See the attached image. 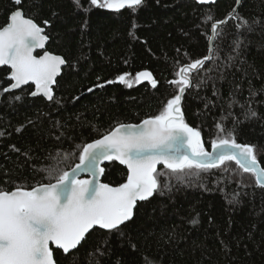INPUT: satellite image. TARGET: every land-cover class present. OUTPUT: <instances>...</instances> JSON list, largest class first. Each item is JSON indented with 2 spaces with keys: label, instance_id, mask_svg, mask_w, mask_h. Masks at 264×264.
<instances>
[{
  "label": "trees",
  "instance_id": "1",
  "mask_svg": "<svg viewBox=\"0 0 264 264\" xmlns=\"http://www.w3.org/2000/svg\"><path fill=\"white\" fill-rule=\"evenodd\" d=\"M80 3L89 9V0ZM17 7L14 0H0V27L9 22ZM234 7L236 0L213 5L145 0L135 12L98 7L85 12L73 0H23L25 15L46 28L48 50L64 56L68 63L50 102L32 97L33 86L2 91L11 81L9 68H0V188L47 183L43 168L60 161V169L70 170L79 162L83 145L120 124L140 123L157 115L177 94L176 86L168 82L176 79L178 66L208 54L204 34L210 24L205 18L211 15L216 21L223 20ZM237 11L250 23L255 19L262 23L251 32L237 28L238 21L223 26L222 37L215 41L219 47L214 60L192 73L193 86L184 93L181 107L185 121L201 131L207 150L218 134L234 130L238 143L258 146V159L264 166V119L245 120L239 105L228 115L230 93L237 84L242 91L235 94L236 99L247 109L251 81L257 92L252 106L264 117V92L260 91L264 89V0H241ZM44 20L49 26L43 25ZM236 41H243L239 53ZM144 70L157 79L155 88L149 81L129 88L117 80L123 73L134 77ZM101 84L103 87H96ZM236 118L239 122L234 125ZM217 124L224 125V133L218 132ZM226 167L228 172L224 167L211 169L198 177H185L184 183L175 175L159 177L161 184L170 183L171 191L139 202L135 222L126 229L125 237L94 229L82 242L76 264H90V260L93 264L96 260L99 264H145L144 257L155 259L156 264H228L215 235L217 229L226 239L249 231L254 236L233 247L232 264H264V190L252 187L254 177L243 173L235 162H227ZM104 170L103 182L117 186L126 181L128 170L116 160ZM168 171L164 166L158 169ZM233 193H239L242 201L236 210L228 203ZM195 213H201V225L194 228L188 221ZM209 215L216 227H209ZM171 234L176 239L167 243ZM129 239L137 250L129 247ZM98 247L105 254L89 257ZM53 250L57 264H70L62 250Z\"/></svg>",
  "mask_w": 264,
  "mask_h": 264
},
{
  "label": "snow or ice",
  "instance_id": "2",
  "mask_svg": "<svg viewBox=\"0 0 264 264\" xmlns=\"http://www.w3.org/2000/svg\"><path fill=\"white\" fill-rule=\"evenodd\" d=\"M73 2L85 12L91 7L117 12L128 8L135 12L145 4V0H89V9H84L80 0ZM214 2L215 0H197L199 4ZM240 2L241 0H236L237 5ZM14 3L18 7L11 11L9 22L0 27V65L10 66L9 78L13 81L9 88L2 91L19 89L32 82L35 91L31 95L42 93L51 101L61 67L68 61L64 56L48 51H44L43 55H34L36 49L45 48L49 36L45 34V27L36 23L31 15H25L23 0H14ZM229 21H238L236 27L249 32L253 31L254 25L262 23L260 19L250 23L235 7L223 20L216 21L213 16H207L205 22L210 24V29L204 35L208 43V54L178 66L175 71L176 79L168 82L176 86L177 94L167 100L157 115L149 116L140 124H120L102 138L83 145L79 163L70 171L60 169V161L43 168L49 181L47 183L41 182L30 187L16 186L11 190L0 188V264H57L50 245L62 250L63 255L70 258V264H76L82 242L86 241L94 229L125 237L126 229L135 222L138 202L149 201L156 193L162 195L165 190L171 191L170 183L161 184V176L175 175L178 181L184 183L185 177H198L200 172L211 169L224 167V171L228 172L227 162H235L243 173L254 177L252 187L264 190V166L258 159V146L238 143L233 130L226 135L218 134L211 141L212 151H208L201 131L185 121L181 107L184 93L193 86L192 73L199 72L206 63L214 60L219 47L215 41L222 37L223 26ZM42 23L49 26L50 22L44 20ZM135 27L136 24L133 23V28ZM129 35L133 33L130 31ZM241 43L243 41L235 42L237 53ZM117 80L129 88L142 81H149L153 88L158 84L152 72L147 70L136 73L134 77L131 73H123ZM249 85V95L245 101L247 109L236 99L235 94L242 91L237 84L234 92L230 93L228 115L232 116L231 108L239 105L244 110L245 120L264 119L252 106L257 92L251 87V81ZM88 91L92 89L89 88ZM260 91L264 92V89ZM238 122L236 118L234 125ZM217 128L219 133L225 132L223 124H217ZM112 160L126 165L128 170L126 181L117 186L101 183L99 180L105 171L101 164ZM161 164L169 171L158 172L157 166ZM81 172L89 173L91 178L80 179ZM238 197L239 193H233L228 201L234 210L242 203ZM231 220L229 216V229ZM188 222L194 228L200 226L201 213H195ZM207 223L209 227H216L211 215L208 216ZM215 235L221 251L228 258V264H232L234 259L231 255L233 247H240L243 240L254 239L251 231L242 237L226 239L225 233L217 229ZM175 239L176 236L171 234L166 242L172 243ZM129 247L133 251L137 250V244L130 239ZM104 254L98 247L95 253H89V257ZM144 261L145 264H156L155 259L148 257H144ZM90 264H93L91 260ZM94 264H99V261L96 260ZM236 264L242 262L236 261Z\"/></svg>",
  "mask_w": 264,
  "mask_h": 264
},
{
  "label": "water",
  "instance_id": "3",
  "mask_svg": "<svg viewBox=\"0 0 264 264\" xmlns=\"http://www.w3.org/2000/svg\"><path fill=\"white\" fill-rule=\"evenodd\" d=\"M190 1H194V2H196L197 3V0H190ZM219 1H221V0H215V2L214 3H207V4H200V5H213V4H216L217 2H219ZM199 4V3H198ZM237 7H238V5H237ZM236 7V8H237ZM37 23V22H36ZM45 34L47 35V33H46V28H45ZM49 42H50V38H49V40L46 42V44H45V48L44 49H36L35 50V52H34V55H37V56H39V55H43V53H44V51H48V52H51V51H49L48 50V44H49ZM51 53H53V52H51ZM53 54H55V53H53ZM55 55H59V54H55ZM62 56V55H61ZM67 66V64L66 65H64V66H62L61 67V73H60V75L57 77V81H58V79L62 76V74H63V70H64V68ZM2 67H7V68H9V70H10V72H11V68H10V66L9 65H0V68H2ZM9 77H10V74H9ZM8 77V78H9ZM9 80H10V78H9ZM11 81V80H10ZM13 81H11V83H12ZM57 85V84H56ZM55 85V86H56ZM27 86H33V92L35 91V85H34V83H32V82H29V84L28 85H23V86H21V88H19V89H11L10 91H8V92H16V91H19V90H21V89H23V88H25V87H27ZM55 86H54V88H55ZM9 88V87H8ZM32 97H43V98H45L47 101H49L42 93H40V94H37L36 96H33V95H31ZM54 96H55V91H54ZM52 101V100H51ZM182 101H183V99H182ZM50 102V101H49ZM182 105V104H181ZM141 123V122H140ZM140 123H126V124H140ZM116 128V127H115ZM102 138V137H101ZM100 139V138H99ZM93 142V141H92ZM91 143V142H90ZM208 151H212V148L210 149V150H208ZM110 161H104L102 164H101V167H103L104 168V166L107 164V163H109ZM120 165H122V166H124L126 169H127V166L126 165H123V164H121L119 161H117ZM79 163V162H78ZM77 163V164H78ZM161 166H163L162 164L161 165H158L157 166V170L159 169V167H161ZM75 167V166H74ZM71 170V169H70ZM70 170H68V171H70ZM103 176H104V173H103V175L102 176H100L99 177V180H100V182L101 183H105V182H103ZM79 178L80 179H90L91 178V176H90V174L89 173H86V172H81L80 174H79ZM111 185V184H110ZM112 186H114V185H112ZM139 203V202H138ZM50 247H52L53 249H57L54 245H50ZM53 254H54V250H53ZM54 258H55V256H54Z\"/></svg>",
  "mask_w": 264,
  "mask_h": 264
}]
</instances>
